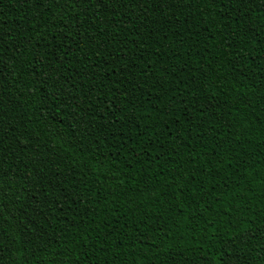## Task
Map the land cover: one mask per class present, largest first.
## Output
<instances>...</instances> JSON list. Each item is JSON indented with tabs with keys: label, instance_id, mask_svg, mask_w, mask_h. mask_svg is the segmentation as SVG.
I'll return each instance as SVG.
<instances>
[{
	"label": "trees",
	"instance_id": "obj_1",
	"mask_svg": "<svg viewBox=\"0 0 264 264\" xmlns=\"http://www.w3.org/2000/svg\"><path fill=\"white\" fill-rule=\"evenodd\" d=\"M0 61V264H264V0H0Z\"/></svg>",
	"mask_w": 264,
	"mask_h": 264
},
{
	"label": "snow or ice",
	"instance_id": "obj_2",
	"mask_svg": "<svg viewBox=\"0 0 264 264\" xmlns=\"http://www.w3.org/2000/svg\"><path fill=\"white\" fill-rule=\"evenodd\" d=\"M67 2V0H66ZM99 3L103 4L104 0H98ZM113 2H116V0H113ZM167 0H161V3H166ZM224 0H221V3H223ZM228 2H232V0H228ZM238 2H247V3H252L253 0H238ZM18 50V49H17ZM7 65H3L2 61H0V80H2L6 74H7ZM77 107H79V105H77Z\"/></svg>",
	"mask_w": 264,
	"mask_h": 264
}]
</instances>
